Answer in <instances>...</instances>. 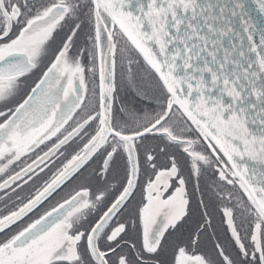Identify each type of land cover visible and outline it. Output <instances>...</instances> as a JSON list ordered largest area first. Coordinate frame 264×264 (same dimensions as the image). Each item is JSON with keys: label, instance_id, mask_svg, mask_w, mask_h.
<instances>
[{"label": "snow or ice", "instance_id": "obj_1", "mask_svg": "<svg viewBox=\"0 0 264 264\" xmlns=\"http://www.w3.org/2000/svg\"><path fill=\"white\" fill-rule=\"evenodd\" d=\"M252 11L245 0H0V191L75 146L0 215V264H264V20ZM128 91L147 108L131 109Z\"/></svg>", "mask_w": 264, "mask_h": 264}, {"label": "rangeland", "instance_id": "obj_2", "mask_svg": "<svg viewBox=\"0 0 264 264\" xmlns=\"http://www.w3.org/2000/svg\"><path fill=\"white\" fill-rule=\"evenodd\" d=\"M134 68H135V70L138 73V77L142 78V80H143V85L142 86L144 87V89L149 87L152 90L148 91V94L149 95L154 94L156 92V90H157V87H156V84H155V80L147 72V68L143 65L142 62H141V64L139 66H134ZM128 95H129V91L128 92H122V96H125L127 98ZM127 100L130 102L129 107L131 109H133V110H136L138 108H147V104L143 103V101L140 100V99L135 98L134 101H131L130 99L127 98ZM136 114L142 116V112H137ZM41 147H43V146H41ZM69 151H70V149L68 148L66 152H69ZM70 158H71V155L68 157V159H70ZM63 163H66V159L62 160V158L60 157V159L56 160L55 165L51 166V170L46 169L45 172L40 173L39 177L34 178V181H31V186L32 187L33 186L36 187L38 185L39 178H41V176L44 173L52 174V172H54L57 167L62 166ZM18 168L19 167L17 166L16 169H18ZM80 182H83V179L81 181H78L77 183H80ZM28 185H30V182H29ZM13 187H15V185H13ZM9 190L10 189H6V190H3V191H0V198L5 197L6 196L5 193H7ZM66 191H68V189H64V191H62L60 194L63 195ZM57 199H59L58 196L55 197V198H51L49 201H46L43 205L40 206V208L35 213L30 214L28 217L24 218L23 221L19 222L18 223L19 227H23L26 223L30 222L31 219L35 218L36 215H39L46 207H50L51 204H54ZM6 213H4V214H6ZM221 220H222V217H221ZM221 220L216 225V232H217L216 234H219V238H220L221 242L226 243V241L224 239L226 237H228L229 234L226 233L224 225L221 223ZM202 241H205V249H204V251L210 252L212 250V246H213V237H211L209 233H206V234L203 235ZM228 251L232 252L233 255H235V252L232 250V248L229 247Z\"/></svg>", "mask_w": 264, "mask_h": 264}, {"label": "trees", "instance_id": "obj_3", "mask_svg": "<svg viewBox=\"0 0 264 264\" xmlns=\"http://www.w3.org/2000/svg\"><path fill=\"white\" fill-rule=\"evenodd\" d=\"M145 90L146 91H151L152 89L148 87ZM69 149H71V148H69ZM71 150H74V148H72ZM72 153H73V151L66 152L65 156H63V158H65V159L67 158L68 159V157ZM63 158H62V160H65ZM48 175L49 174L45 175L44 178H39L37 186L42 184V182L44 180L48 179L51 174L49 176ZM1 178H3V177H0V179ZM36 187H34V186L32 187L31 186V181H30V185H28V184H27V186L24 185L22 188H18L16 190V192H14V193L11 192V190H9L5 197L0 198V212L6 213L9 210L13 209L16 205L20 204L22 201L26 200L31 194H33V192H34ZM17 197H20V199H17ZM204 249H205V241H202L201 251H204Z\"/></svg>", "mask_w": 264, "mask_h": 264}, {"label": "water", "instance_id": "obj_4", "mask_svg": "<svg viewBox=\"0 0 264 264\" xmlns=\"http://www.w3.org/2000/svg\"><path fill=\"white\" fill-rule=\"evenodd\" d=\"M215 2V0H214ZM246 6L251 7L252 11V17H253V22L259 27L261 20H264V14L259 13L258 11V6L254 3V0H245ZM220 3L223 4L224 0H220ZM254 39L256 40L257 43H259L260 39V33L257 30Z\"/></svg>", "mask_w": 264, "mask_h": 264}, {"label": "flooded vegetation", "instance_id": "obj_5", "mask_svg": "<svg viewBox=\"0 0 264 264\" xmlns=\"http://www.w3.org/2000/svg\"><path fill=\"white\" fill-rule=\"evenodd\" d=\"M156 84V83H155ZM128 99H130L131 101H134L135 100V98H137V99H139L138 97H135V95L132 93V92H130L129 91V95H128V97H127ZM143 103H145V104H147V101H143ZM75 146H73L72 148H74ZM71 148V149H72ZM70 149V151H73V150H71ZM61 158H63V157H61ZM63 159H65V158H63ZM16 170H19V168L18 169H16ZM89 171H91V170H89ZM47 174H49V173H44L42 176H41V178H44V176L45 175H47ZM50 175V174H49ZM48 175V176H49ZM88 174L86 173L85 174V176H87ZM47 176V177H48ZM3 178H6V177H3ZM3 178H1L0 180H2ZM83 182H84V180H83ZM51 199V198H50ZM4 213L3 212H0V215H3ZM213 226L215 227L216 225H217V223H219L220 222V220H221V215L218 213V212H214L213 213ZM18 228H19V224H17V225H14L13 226V231H16V230H18ZM212 231H209V234L211 233ZM214 239V238H213ZM233 250V249H232ZM234 251V250H233Z\"/></svg>", "mask_w": 264, "mask_h": 264}]
</instances>
